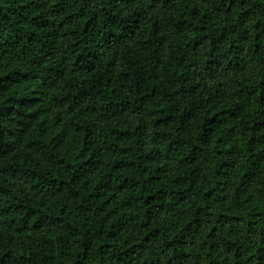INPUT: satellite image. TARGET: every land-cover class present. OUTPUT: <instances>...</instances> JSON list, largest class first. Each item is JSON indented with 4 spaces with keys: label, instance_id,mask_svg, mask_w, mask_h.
Listing matches in <instances>:
<instances>
[{
    "label": "trees",
    "instance_id": "trees-1",
    "mask_svg": "<svg viewBox=\"0 0 264 264\" xmlns=\"http://www.w3.org/2000/svg\"><path fill=\"white\" fill-rule=\"evenodd\" d=\"M0 264H264V0H0Z\"/></svg>",
    "mask_w": 264,
    "mask_h": 264
}]
</instances>
